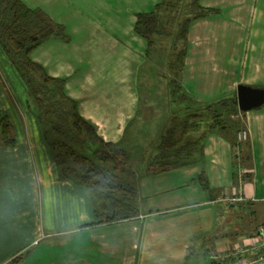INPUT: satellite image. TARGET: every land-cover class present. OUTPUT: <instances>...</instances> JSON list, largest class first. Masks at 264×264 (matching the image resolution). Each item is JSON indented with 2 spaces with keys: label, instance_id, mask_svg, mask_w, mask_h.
<instances>
[{
  "label": "crops",
  "instance_id": "0c3cea01",
  "mask_svg": "<svg viewBox=\"0 0 264 264\" xmlns=\"http://www.w3.org/2000/svg\"><path fill=\"white\" fill-rule=\"evenodd\" d=\"M157 1L22 0L62 28V36L41 42L30 58L47 75L64 78V92L75 100L79 115L103 141L126 151L140 142L136 129L127 131L139 120L137 72L147 64L143 81L155 76L133 22L136 13L149 11ZM198 3L212 11L188 26L181 89L205 104L235 98L238 84L264 88V0ZM5 74L13 77L25 101L24 85L0 48L3 82ZM3 92L0 84V112ZM144 103L143 108L149 104ZM162 104L166 110L165 97ZM229 118L245 131L242 140L236 135L237 148L232 149L223 134L206 135L198 163L139 179L136 217L92 225H84L94 218L83 189L57 179L39 134L30 144L28 133L25 140L12 132L11 148L2 145L0 136V264H12L23 252V264H42L38 251L29 254L39 236L48 239V248L67 252L46 264H209L236 251L255 253L261 247L254 234L264 224V104L247 111L237 108ZM37 150L44 163L33 158ZM47 170L65 202L58 205L48 198L49 217L44 216L41 197ZM200 172L207 189L191 180Z\"/></svg>",
  "mask_w": 264,
  "mask_h": 264
},
{
  "label": "trees",
  "instance_id": "16d2710c",
  "mask_svg": "<svg viewBox=\"0 0 264 264\" xmlns=\"http://www.w3.org/2000/svg\"><path fill=\"white\" fill-rule=\"evenodd\" d=\"M211 11L200 6L198 0H158L149 11L135 14L132 29L145 41L144 56L150 64L166 70L161 79L167 106L166 122L158 130L154 152L146 158L142 169L135 170L118 143L103 141L94 126L79 115L75 100L64 92V78L47 75L30 58L31 51L41 42L62 36L61 26L39 9L27 7L22 0H0V48L35 110L57 179L78 185L85 192L94 220L84 225L136 217L139 179L198 163L206 135L223 134L232 149L239 146L236 133L241 124L229 118L237 112L235 98L203 104L188 96L179 84L188 26ZM0 84L6 91L1 76ZM0 136L4 147L14 146L6 116H0ZM191 180L203 189L208 188L202 172ZM259 253H264L263 246L248 256ZM248 256L212 259L209 264H227Z\"/></svg>",
  "mask_w": 264,
  "mask_h": 264
},
{
  "label": "rangeland",
  "instance_id": "374dc122",
  "mask_svg": "<svg viewBox=\"0 0 264 264\" xmlns=\"http://www.w3.org/2000/svg\"><path fill=\"white\" fill-rule=\"evenodd\" d=\"M153 67L151 68V72L153 73V75L155 72V76L151 77L149 75L147 81H143V79H145L149 73L147 64L141 66L140 70L137 72L136 79L138 85L136 89L140 107V109L137 110L139 120L137 124L133 123L132 125H129L127 127V131L130 129H136L135 132L140 134L138 137L140 142L138 143L137 148H129L127 149V151L125 150L128 154L129 164L135 170L142 169L146 158L154 152V143L156 140L158 141V130L161 125L166 122V115L163 116L166 110L164 109V106L162 104V102L164 101V93H162V91L164 90L165 85L164 80L161 79L163 78L162 76L166 73V70L163 66L153 65ZM4 78L6 81H4V86L7 90L3 92L5 98L2 99L3 112H0V114L4 113L7 115L6 118L9 119L12 124V132H14L20 138L22 136V139L26 140L28 133L27 138L28 141H30V144H32V141L34 142V137L39 134L42 140V144L46 149L47 146L42 138L40 124L35 117V110L27 101V96L24 98L25 101L21 100L17 94L18 88L16 87L14 81H12L11 79L13 77L9 74H5V77L3 76V79ZM11 89L17 94L18 98H16V95H13ZM146 89H150L152 92L147 93ZM147 100L149 104L145 108H143L145 104L144 102ZM36 127L37 129H39L38 132L36 130ZM46 154L49 155L48 149ZM33 158L38 163H40V160L44 163L43 157L38 150L35 151ZM53 167L55 171L54 163ZM46 173H44L43 175V188H41V197H43L42 199L44 201V216L49 217L50 208L47 202L48 198L56 199L58 205H62V203L64 205L65 202H63L64 195L60 194L58 192V189H56L57 185L51 182V179L49 178L50 172L47 170ZM53 214L55 216V211L53 212ZM47 240V238L39 236L37 245L29 250V254H33L35 251L39 252V256L42 257V260L40 261V263L42 264H46L48 261L54 260L56 258H61L67 253L63 247L52 249L48 248L50 243ZM25 254L26 252L20 253L19 256H16L12 259V262L14 264H23V258L25 257ZM193 257L194 253L191 255V259H193Z\"/></svg>",
  "mask_w": 264,
  "mask_h": 264
},
{
  "label": "water",
  "instance_id": "95a60500",
  "mask_svg": "<svg viewBox=\"0 0 264 264\" xmlns=\"http://www.w3.org/2000/svg\"><path fill=\"white\" fill-rule=\"evenodd\" d=\"M235 100L240 111L259 108L264 104V88L238 84L235 89Z\"/></svg>",
  "mask_w": 264,
  "mask_h": 264
},
{
  "label": "built area",
  "instance_id": "2783aa9c",
  "mask_svg": "<svg viewBox=\"0 0 264 264\" xmlns=\"http://www.w3.org/2000/svg\"><path fill=\"white\" fill-rule=\"evenodd\" d=\"M245 138V131L241 130L237 133V139L242 140ZM256 241L258 243V246L264 247V224L258 227L254 234ZM239 256L238 252L232 253V256ZM264 262V253H259L253 257L245 258V257H239L237 260H234L227 264H260Z\"/></svg>",
  "mask_w": 264,
  "mask_h": 264
}]
</instances>
